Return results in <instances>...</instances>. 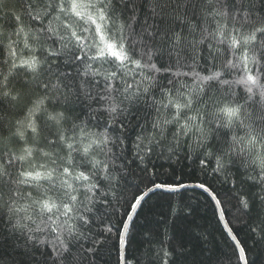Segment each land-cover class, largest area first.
<instances>
[{
	"label": "snow or ice",
	"instance_id": "6c2138e0",
	"mask_svg": "<svg viewBox=\"0 0 264 264\" xmlns=\"http://www.w3.org/2000/svg\"><path fill=\"white\" fill-rule=\"evenodd\" d=\"M11 2L0 17V264L105 253L114 264H249L229 223L232 256L197 259L175 212L149 234L157 248H133L125 230L157 191L199 188L225 219L211 185L155 165L194 156L230 176L237 219L264 256V0Z\"/></svg>",
	"mask_w": 264,
	"mask_h": 264
},
{
	"label": "trees",
	"instance_id": "16d2710c",
	"mask_svg": "<svg viewBox=\"0 0 264 264\" xmlns=\"http://www.w3.org/2000/svg\"><path fill=\"white\" fill-rule=\"evenodd\" d=\"M12 2L10 0L8 8H0V17L4 16L6 12L12 11ZM16 39V37H13ZM81 119H85L81 116ZM242 134V133H241ZM187 151V148L184 150ZM181 157L184 152L180 153ZM206 167L201 169L199 160L195 159H181L178 162L166 159H156L155 165L161 171H171L169 165L175 168V174L179 176L182 182L190 185L197 184L201 181L211 185L219 193L220 199L224 201L220 211L225 215V223L238 233L239 241L243 245L251 249L248 253L249 264L256 261L261 264L264 256L258 259L257 254L261 252V245H254L250 238L249 227L246 225L247 217H241V213L237 212L232 205L234 201L230 200L231 193L228 191L232 185L227 181L230 176L222 173H214L212 170L216 167L215 159L204 157ZM129 183H134L135 176L129 174L127 177ZM182 196H174L169 198L167 195L157 191L151 195L145 202L144 207L138 209L133 214V219L130 220V227L126 231L130 232L134 237L133 248H139L138 255H142L149 247L157 248L156 243L149 244V234L156 232L159 229L163 234L164 228L161 226V221L170 223L173 219V212L178 213L175 222V232L183 235L187 232L191 237L190 247L194 249L196 258L203 260L209 254L215 257L224 255L232 256V249L229 239H225L224 229L222 223L217 222V217L213 215V203L207 193H204L199 188H189L181 190ZM128 194H131V189H128ZM172 205L170 209L169 205ZM218 213V212H217ZM171 235V233H169ZM114 256V253H113ZM97 264H114L112 257L107 253L104 254L103 261H97ZM232 264H236L235 257L232 258Z\"/></svg>",
	"mask_w": 264,
	"mask_h": 264
},
{
	"label": "water",
	"instance_id": "95a60500",
	"mask_svg": "<svg viewBox=\"0 0 264 264\" xmlns=\"http://www.w3.org/2000/svg\"><path fill=\"white\" fill-rule=\"evenodd\" d=\"M182 190H184V189H182ZM217 212H218V214L221 212V211H220V208H217ZM221 223H222V225H223V224H225V221H224V219H223V220H221ZM125 231H126V230H125Z\"/></svg>",
	"mask_w": 264,
	"mask_h": 264
}]
</instances>
